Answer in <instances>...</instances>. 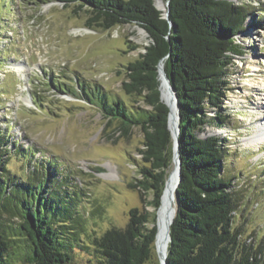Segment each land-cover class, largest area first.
I'll use <instances>...</instances> for the list:
<instances>
[{
  "label": "trees",
  "instance_id": "obj_1",
  "mask_svg": "<svg viewBox=\"0 0 264 264\" xmlns=\"http://www.w3.org/2000/svg\"><path fill=\"white\" fill-rule=\"evenodd\" d=\"M57 1L86 9L91 29L137 24L149 34L146 51L126 66L123 89L150 108L134 107L98 85H82L81 95L123 136L134 127L143 131L139 151L146 164L138 187L152 195L153 210L133 207L125 228L99 234L105 209L95 204L97 198L83 212L78 192L49 186L51 173L44 168L49 164L37 162L31 173L12 169L13 159L30 153L8 149L10 141L0 127V264H72L79 261L77 254L89 264H146L153 257L157 211L173 160L170 109L161 100V60L181 114L182 177L167 264H264V245L247 244L233 222V178L224 172L228 139L199 134L209 123H226L229 68L235 56L243 55L237 36L250 27L264 29V13L247 2L170 0L169 20L155 0ZM249 18L254 21L248 23ZM13 144L16 148L17 141Z\"/></svg>",
  "mask_w": 264,
  "mask_h": 264
},
{
  "label": "rangeland",
  "instance_id": "obj_2",
  "mask_svg": "<svg viewBox=\"0 0 264 264\" xmlns=\"http://www.w3.org/2000/svg\"><path fill=\"white\" fill-rule=\"evenodd\" d=\"M232 1L252 3L264 13V0ZM88 18L77 3L0 0V127L10 141L8 149L30 153L13 159L12 169L31 173L37 162L49 164L44 167L51 173L49 186L78 192L83 212L97 198L95 204L105 209L98 221L101 234L125 228L133 207L152 211V195L138 187L146 164L139 151L143 131L134 127L129 137L116 131L115 123L108 124L83 98L82 85H98L134 107L150 108L123 89L126 66L146 51L150 38L137 24L91 29ZM236 41L243 55L235 56L229 68L227 121L209 123L199 134L228 139L224 172L233 178L234 225L247 244L264 245V142L246 144L264 118V29L250 27ZM17 63L25 66L23 74ZM173 165L172 160L169 171ZM153 253L146 264H162L156 244ZM77 258L72 264H89Z\"/></svg>",
  "mask_w": 264,
  "mask_h": 264
},
{
  "label": "water",
  "instance_id": "obj_3",
  "mask_svg": "<svg viewBox=\"0 0 264 264\" xmlns=\"http://www.w3.org/2000/svg\"><path fill=\"white\" fill-rule=\"evenodd\" d=\"M163 6L159 5L158 1L155 0V5L156 7L161 10L163 12V16L167 19H169L170 16V0H165V2H163V0H161ZM170 20V19H169ZM170 23L172 24V22L170 21ZM144 29V28H143ZM145 30V29H144ZM146 31V30H145ZM158 72H159V80H160V89H161V100L169 107V118H168V126L169 129L171 130V134H172V138H173V166H175L178 170V177H177V181L175 184V191L174 193L171 194V200H174V206H172V202H171V209H168V213H172V216L167 219V227H166V236H167V248L165 253L162 255L160 250L158 249L157 246V237H158V233H159V212L157 211V233H156V238H155V244H156V248L158 250V254L160 256L161 259V263L162 261L164 262V264H167V257H168V246L170 241L172 240V236H171V225L174 222V218L176 216L177 213V188L181 182V177H182V158H181V147H180V132H181V124H180V119H181V114H180V103H179V96L177 94L176 89L174 88L171 79L169 77V75L166 72L165 69V65L163 60H161V62L159 63L158 66ZM166 83L167 88L171 94V97L173 99V101H167L164 99L163 97V89H162V83ZM172 103L175 104L176 108H177V122H176V128L175 131L172 129L171 127V119H172V113H173V109H172ZM170 171L169 174L166 178V182H165V186H164V190L161 196V205L160 207L163 205V201H164V197L169 189V182H170ZM159 207V208H160ZM159 210V209H158Z\"/></svg>",
  "mask_w": 264,
  "mask_h": 264
},
{
  "label": "bare ground",
  "instance_id": "obj_4",
  "mask_svg": "<svg viewBox=\"0 0 264 264\" xmlns=\"http://www.w3.org/2000/svg\"><path fill=\"white\" fill-rule=\"evenodd\" d=\"M159 5L163 6L161 0H157ZM17 70L20 72V74H23L25 72V66H23L21 63H17L16 65ZM165 83V82H164ZM162 83V89H163V85L165 87V84ZM167 86V85H166ZM163 97L165 100L169 101L168 98H170V102L173 101L171 94L167 89H163ZM168 97V98H167ZM174 103H172L173 105ZM175 105V104H174ZM176 107V106H175ZM173 113H172V119H171V127L172 129L175 131L176 128V122H177V108H173ZM246 144H259L264 142V118L262 121L258 122V124L256 125V128L254 130V134L252 136H249L247 139ZM170 182H169V189L164 197V201H163V205L159 208L158 212H159V233H158V237H157V246L158 249L160 250L161 254L163 255L166 251V246H167V236H166V227H167V219H169L172 216V213H168V209H171L173 205V199L171 200V194L174 193L175 191V184L177 181V177H178V170L175 166L172 167V169L170 170ZM171 202H172V206H171ZM162 264H164V262L162 261Z\"/></svg>",
  "mask_w": 264,
  "mask_h": 264
}]
</instances>
